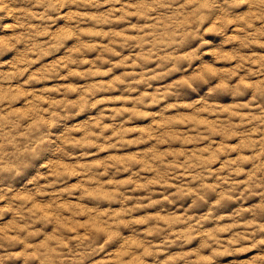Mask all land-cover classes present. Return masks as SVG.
Returning <instances> with one entry per match:
<instances>
[{"label":"clouds","instance_id":"9594fccd","mask_svg":"<svg viewBox=\"0 0 264 264\" xmlns=\"http://www.w3.org/2000/svg\"><path fill=\"white\" fill-rule=\"evenodd\" d=\"M110 246L264 264V0H0V264Z\"/></svg>","mask_w":264,"mask_h":264},{"label":"rangeland","instance_id":"374dc122","mask_svg":"<svg viewBox=\"0 0 264 264\" xmlns=\"http://www.w3.org/2000/svg\"><path fill=\"white\" fill-rule=\"evenodd\" d=\"M63 14V13H62ZM60 25H63L65 23V21L61 20ZM46 39V37L44 38ZM95 55H97V53H90L89 54V58H94ZM114 59H118V57H114ZM55 60L54 57H48L43 59L39 64H35L32 66V69L30 71H36L37 69H39L41 67L42 64L44 65H50L53 63V61ZM85 68L89 67V66H84ZM108 67H110V65H108ZM83 70V69H82ZM126 69H116L115 72H122L125 71ZM130 70V69H128ZM61 74L62 75H66L67 74V70L66 69H62L61 70ZM25 76H27V73L25 74ZM112 78V74L108 75V76H104V75H100V74H95L94 76L90 77L87 81H84L85 83L87 82H94V81H109ZM71 81H80V77L78 75H69L68 81H64V82H71ZM123 87V86H121ZM98 95L100 96H114V95H128V93H124V92H107V93H99ZM132 95H137V94H132ZM125 106H131V104L127 101H121V100H116L115 103H111V104H107V105H102V107H109V108H114V107H125ZM118 120H120L121 118L118 117ZM151 119V118H149ZM108 123H111V121H107ZM147 122L139 119V118H134L130 123H126L125 127H137L139 125H144ZM142 135V133L140 131H135L133 133H131L127 138L128 139H132L133 137L136 136H140ZM139 147H144L143 145L139 146ZM137 148L136 146H132V147H124L121 148L119 150H111L110 153H102L101 156H106V155H112L113 157H120V156H124V155H128L134 151H136ZM90 159H98V157H91ZM127 173H123L121 174L120 178L121 179H126L127 178ZM92 227L94 228H100L101 225L97 224V223H93ZM111 250L115 253L116 255V262L118 264L119 260L121 257H123L124 260H128L129 264H134V260H130L129 259V253L127 251H121L120 247L118 246H110Z\"/></svg>","mask_w":264,"mask_h":264}]
</instances>
